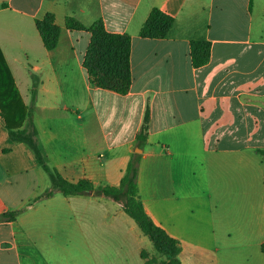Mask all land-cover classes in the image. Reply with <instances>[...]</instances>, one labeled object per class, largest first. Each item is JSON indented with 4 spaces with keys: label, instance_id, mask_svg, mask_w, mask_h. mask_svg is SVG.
<instances>
[{
    "label": "crops",
    "instance_id": "1",
    "mask_svg": "<svg viewBox=\"0 0 264 264\" xmlns=\"http://www.w3.org/2000/svg\"><path fill=\"white\" fill-rule=\"evenodd\" d=\"M154 8L174 17L165 38L140 34ZM49 12L61 27L53 50L36 27ZM69 16L131 36L127 93L91 82V33L69 29ZM193 40L211 42L200 67ZM0 46L26 106L21 127L33 105L47 163L66 180L118 185L141 153V200L179 240L182 264H264V0H0ZM50 185L0 106V214L20 210L0 222V264H68L75 248L105 264L94 253L105 252L106 230L116 243L126 234L137 264H161L142 257L150 243L119 203L92 193L36 200Z\"/></svg>",
    "mask_w": 264,
    "mask_h": 264
},
{
    "label": "trees",
    "instance_id": "2",
    "mask_svg": "<svg viewBox=\"0 0 264 264\" xmlns=\"http://www.w3.org/2000/svg\"><path fill=\"white\" fill-rule=\"evenodd\" d=\"M174 17L159 8H154L140 34L149 38H165L174 25ZM67 27L71 30L85 29L91 33L90 44L84 59L91 82L95 85L113 89L120 93H127L132 84L131 46L132 39L129 34L114 33L106 29L104 21L98 19L93 24L86 26L74 17H67ZM45 46L49 50L55 49L60 40L61 27L55 22V15L47 13L42 19L36 20ZM211 56V42L207 40H193L191 43V59L195 67H200L209 62ZM35 95V91H32ZM0 106L9 128L11 138L26 143L35 153L43 169L48 173L51 185L36 200L50 198L55 193L61 192L66 196L84 195L92 193L111 199L121 205L123 210L138 224L142 232L150 238L155 249L165 256L161 264H182L180 259L181 245L178 239L170 236L160 225L154 222L147 213L141 200L138 187V172L141 153H134L129 160L127 168L118 185H95L89 179L78 182L66 180L57 169L51 167L45 158L38 141V131L32 120L33 105L29 106L28 120L24 127L22 121L27 116L15 79L5 59L0 46ZM150 110L146 111L144 123L137 135L139 147H144L148 138V124ZM264 154V149H259ZM20 210L0 214V222L14 221ZM264 250V244L262 245ZM146 257V252H141ZM154 263L157 259H147Z\"/></svg>",
    "mask_w": 264,
    "mask_h": 264
},
{
    "label": "rangeland",
    "instance_id": "3",
    "mask_svg": "<svg viewBox=\"0 0 264 264\" xmlns=\"http://www.w3.org/2000/svg\"><path fill=\"white\" fill-rule=\"evenodd\" d=\"M140 228V227H139ZM145 235V234H144ZM150 245L143 249L146 252L147 259L153 258L157 259L158 262L164 261L166 258L164 255L160 254L154 247L153 242L148 236H146ZM126 239V246L121 247V242H124ZM117 238H115V233L113 231L106 230L104 237L101 238V242L104 241V253L98 249H102V245L94 244V248L97 252L94 253L97 259L102 257V260L105 261V264H137L140 262V254L138 256L135 253L131 252V243L130 239L126 234L122 233L121 241L116 243ZM133 247V244H132ZM80 248V247H79ZM93 255V256H94ZM68 256V264H92V255L88 256L84 252H80L79 249L75 248L72 255Z\"/></svg>",
    "mask_w": 264,
    "mask_h": 264
},
{
    "label": "water",
    "instance_id": "4",
    "mask_svg": "<svg viewBox=\"0 0 264 264\" xmlns=\"http://www.w3.org/2000/svg\"><path fill=\"white\" fill-rule=\"evenodd\" d=\"M141 150H142L141 148H138V149H137L138 152H141Z\"/></svg>",
    "mask_w": 264,
    "mask_h": 264
}]
</instances>
